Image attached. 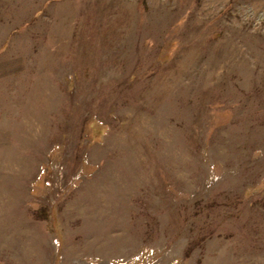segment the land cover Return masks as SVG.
Segmentation results:
<instances>
[{
	"label": "rangeland",
	"instance_id": "374dc122",
	"mask_svg": "<svg viewBox=\"0 0 264 264\" xmlns=\"http://www.w3.org/2000/svg\"><path fill=\"white\" fill-rule=\"evenodd\" d=\"M0 264H264V0H0Z\"/></svg>",
	"mask_w": 264,
	"mask_h": 264
}]
</instances>
